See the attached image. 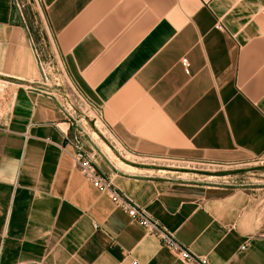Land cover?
<instances>
[{
  "label": "crops",
  "instance_id": "0c3cea01",
  "mask_svg": "<svg viewBox=\"0 0 264 264\" xmlns=\"http://www.w3.org/2000/svg\"><path fill=\"white\" fill-rule=\"evenodd\" d=\"M40 3L47 55L100 109V173L209 264H264V0ZM27 32L0 0V264H184L72 167Z\"/></svg>",
  "mask_w": 264,
  "mask_h": 264
},
{
  "label": "built area",
  "instance_id": "2783aa9c",
  "mask_svg": "<svg viewBox=\"0 0 264 264\" xmlns=\"http://www.w3.org/2000/svg\"><path fill=\"white\" fill-rule=\"evenodd\" d=\"M13 4L18 10L21 17L19 7L15 0ZM261 13L264 15V5L261 7ZM27 41L31 48L36 66L39 70V76L42 81L46 80V73L43 71L42 60L40 59L41 53L35 47L31 36L27 32ZM184 72H187V59L181 57L179 60ZM65 112V120L69 124L71 130L63 133V138L71 146L72 150L67 152L71 158L72 167L76 169L79 174L88 181L99 192L105 194L115 207L119 208L130 220L137 223L147 233L155 236L159 244L169 250L172 254L181 260L184 264H209L206 257L198 256L192 253L186 246L180 244L170 232H168L157 220L150 217L140 206L131 202L111 181L105 177L96 168L90 156L84 151L82 143L85 137H88L85 127L78 123L79 119L68 112ZM92 112L96 120L101 119L99 107L92 106ZM241 245L239 249H243ZM135 264V261H132Z\"/></svg>",
  "mask_w": 264,
  "mask_h": 264
},
{
  "label": "rangeland",
  "instance_id": "374dc122",
  "mask_svg": "<svg viewBox=\"0 0 264 264\" xmlns=\"http://www.w3.org/2000/svg\"><path fill=\"white\" fill-rule=\"evenodd\" d=\"M17 6L22 19L24 20L28 34L31 36L35 47L41 53L40 59L44 69L51 70V81L54 82L58 88L57 97L61 104V108L73 115L78 123L83 125L87 131L96 132L98 135H106L105 127L101 125V122L94 118L92 112V106L87 100L77 91L74 84L71 83L63 69L52 59L51 55H47V45L45 38V21L43 17V10L41 8L40 0H16ZM135 164L143 168L144 173L151 176L160 177H196L193 175H184L175 171H171L170 167H165L164 164H171L168 161H163V158L147 159V158H135ZM180 164L179 162H176ZM184 164V163H182ZM198 178H205L197 176ZM253 177V176H251Z\"/></svg>",
  "mask_w": 264,
  "mask_h": 264
}]
</instances>
